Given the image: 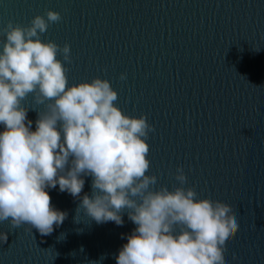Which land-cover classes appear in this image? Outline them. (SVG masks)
<instances>
[{"label": "water", "instance_id": "95a60500", "mask_svg": "<svg viewBox=\"0 0 264 264\" xmlns=\"http://www.w3.org/2000/svg\"><path fill=\"white\" fill-rule=\"evenodd\" d=\"M48 11L61 19L40 39L69 45L68 84L107 80L114 105L155 129L146 141L153 190L180 187L181 167L185 189L226 204L239 224L224 264H264V0H0V48L9 22L27 27ZM21 103L33 122L46 110L33 94ZM48 194L67 219L48 236L0 223V264H116L135 227L127 215L122 227L98 225L67 193Z\"/></svg>", "mask_w": 264, "mask_h": 264}, {"label": "clouds", "instance_id": "9594fccd", "mask_svg": "<svg viewBox=\"0 0 264 264\" xmlns=\"http://www.w3.org/2000/svg\"><path fill=\"white\" fill-rule=\"evenodd\" d=\"M45 15L27 27L9 22L2 29L0 223L52 234L68 216L51 203L48 193L56 189L78 200L76 214L82 209L98 225L122 227L127 215L135 227L122 235L127 242L113 257L116 264H224L222 253L239 228L229 206L185 189L181 167L174 176L180 187L153 190L146 141L155 129L144 115L128 116L114 105L117 93L107 80L68 84L69 45L40 39L61 17ZM29 94L46 105L34 122L21 103ZM86 177L91 195L81 196Z\"/></svg>", "mask_w": 264, "mask_h": 264}]
</instances>
